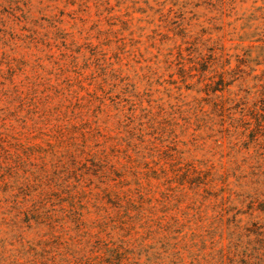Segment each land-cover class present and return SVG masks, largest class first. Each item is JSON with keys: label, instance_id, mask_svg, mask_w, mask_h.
<instances>
[{"label": "rangeland", "instance_id": "1", "mask_svg": "<svg viewBox=\"0 0 264 264\" xmlns=\"http://www.w3.org/2000/svg\"><path fill=\"white\" fill-rule=\"evenodd\" d=\"M262 70L264 0H0V264L231 263L264 127L208 112Z\"/></svg>", "mask_w": 264, "mask_h": 264}, {"label": "trees", "instance_id": "2", "mask_svg": "<svg viewBox=\"0 0 264 264\" xmlns=\"http://www.w3.org/2000/svg\"><path fill=\"white\" fill-rule=\"evenodd\" d=\"M211 52L213 57V50ZM213 59H215V56L213 57ZM200 60H203L202 56ZM206 64L207 63L205 62H201V68L203 66L206 67ZM221 65L223 66L224 64L222 63ZM222 66L221 68H223ZM202 70H205V68H202ZM233 71L234 69L218 72V79L215 81V85L211 88L212 94H216L217 91H222L223 87L220 86L224 81V73L231 75ZM251 79L253 81V84L251 87L245 90L246 96L244 95L240 98H237L235 97V93L233 98H223L222 96L215 95V99L218 98V100H215L213 98L212 106L210 108V111L208 112L209 115H212L211 119H213L214 123L219 124V131L223 134H227L231 126L240 127L244 124H249L251 122L250 120L252 119L254 122V127L249 129L250 137L247 140H244L242 143L245 145L249 143L256 144V133L259 132L257 129L258 127H264V118L263 115L259 112V105L261 103H264V70H262L260 74L253 75ZM251 89H254V91L251 92ZM251 93L255 94L256 98L250 103V105H248L246 102V98ZM225 123H227V125H225ZM257 144L259 143L257 142ZM237 168L238 166L234 168V170H237ZM206 173H208V171H206ZM201 174L202 173L200 171H196L195 179L202 180L200 178ZM233 175L235 176V172H233ZM237 178L239 177L237 176ZM218 180L221 183H225L227 180V173L222 172L221 174H219ZM200 182L203 181H198V183ZM256 190L257 192L255 194L264 196V189ZM241 234L245 236L254 235L256 237L254 240L255 245L252 244L250 240H248L246 242V246L238 254V257L236 259H230L231 263L228 264H264V221L251 222L249 225L244 227ZM235 246L237 247V245Z\"/></svg>", "mask_w": 264, "mask_h": 264}]
</instances>
